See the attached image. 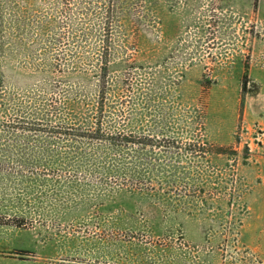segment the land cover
Segmentation results:
<instances>
[{
    "label": "rangeland",
    "instance_id": "rangeland-1",
    "mask_svg": "<svg viewBox=\"0 0 264 264\" xmlns=\"http://www.w3.org/2000/svg\"><path fill=\"white\" fill-rule=\"evenodd\" d=\"M0 264H264V0H0Z\"/></svg>",
    "mask_w": 264,
    "mask_h": 264
}]
</instances>
